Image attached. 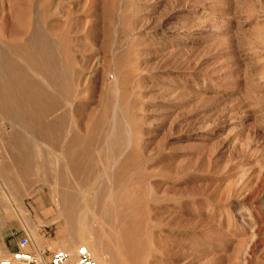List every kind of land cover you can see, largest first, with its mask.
Wrapping results in <instances>:
<instances>
[{"label":"rangeland","instance_id":"obj_1","mask_svg":"<svg viewBox=\"0 0 264 264\" xmlns=\"http://www.w3.org/2000/svg\"><path fill=\"white\" fill-rule=\"evenodd\" d=\"M5 14L22 33L0 28V93L42 97L17 121L0 107V261L23 235L75 256L82 228L107 264H264V0H0Z\"/></svg>","mask_w":264,"mask_h":264},{"label":"bare ground","instance_id":"obj_2","mask_svg":"<svg viewBox=\"0 0 264 264\" xmlns=\"http://www.w3.org/2000/svg\"><path fill=\"white\" fill-rule=\"evenodd\" d=\"M0 28L1 29H5L8 30V32L10 34H14V33H18L21 32V28L19 25V20L16 16L9 15V14H5L3 15V17H0ZM5 32V31H4ZM7 32V33H8ZM6 33V32H5ZM22 33V32H21ZM20 34V33H19ZM3 35V34H2ZM8 36V35H7ZM6 36V37H7ZM10 36V35H9ZM2 37V36H1ZM16 37V36H15ZM19 37V36H18ZM4 38V37H3ZM20 38V37H19ZM13 40V39H12ZM14 41V40H13ZM12 41V42H13ZM30 41V40H29ZM4 42V41H3ZM9 42V41H8ZM24 42V41H22ZM6 43V42H5ZM25 43V42H24ZM9 46V44H7ZM25 45V44H24ZM7 46V47H8ZM16 46H18L16 44ZM11 47V46H10ZM14 48V45H13ZM15 49V48H14ZM3 54V53H1ZM5 54V53H4ZM8 55V54H7ZM20 56V54H19ZM22 56V55H21ZM14 57V56H13ZM25 59V58H24ZM26 61V60H25ZM0 62H4L5 65H7V69L4 71V73L2 72L1 75H3L7 81L8 84L9 81L14 82V74H13V68H12V64L13 61L9 56H4L3 58H0ZM19 62V61H18ZM19 80V79H18ZM16 82V81H15ZM20 82V81H19ZM26 83V82H23ZM22 83V85L18 86V85H6V87H4L5 92L8 93H0V107H3L5 109H12L14 108L16 111V113H12L11 116H15L16 117V121L20 119L19 115L17 114V110L20 109H25V110H35L38 107V102L41 99L42 95L41 93L37 92L36 89L35 93L33 91H31L29 89L28 86H24ZM13 84V83H12ZM19 84V83H18ZM27 84V83H26ZM33 88V86L31 87V89ZM11 92V93H9ZM44 98V97H43ZM44 100V99H43ZM40 106V105H39ZM44 106V105H43ZM55 106V105H54ZM53 109V108H52ZM28 116V115H27ZM24 119V118H23ZM26 119V118H25ZM32 121H34L33 119H31ZM19 122V121H18ZM28 122V120H27ZM20 123V122H19ZM32 124L34 125V123L32 122ZM35 130V129H34ZM39 130V129H38ZM26 153H28V151H26ZM29 154V153H28ZM26 162V164L30 165V159L28 158L27 161H24V163ZM0 164V177L1 174H6L7 173V168H5L4 166H2L1 168ZM24 171L29 170L28 166H24L22 167ZM76 168V167H75ZM17 194L20 193L19 189H16L15 191ZM77 196L70 194V193H64L62 194V196L60 197V202L64 203V211L62 212V215L65 217L66 219V227L68 232L72 235L73 233H76L74 227H73V222H74V214L75 212H77L79 209V203H77ZM80 201V200H78ZM59 202V201H58ZM59 202V203H60ZM13 215V214H12ZM84 220V218H83ZM79 228V227H78ZM78 232V230H77ZM79 236H81V238H85L86 236H84V231L82 230V228H79ZM83 242L82 246H85L89 252L92 254V252L95 254L97 261L99 262V264H107L103 258V256L101 255V253L99 252V250H97L96 245L91 241V242H85L83 241V239H81ZM89 238V237H88ZM87 241V240H86ZM66 247V246H65ZM93 256V254H92ZM95 258V257H94Z\"/></svg>","mask_w":264,"mask_h":264},{"label":"built area","instance_id":"obj_3","mask_svg":"<svg viewBox=\"0 0 264 264\" xmlns=\"http://www.w3.org/2000/svg\"><path fill=\"white\" fill-rule=\"evenodd\" d=\"M2 152L0 149V162ZM0 181V189H1ZM31 239L28 235L18 237L15 242L16 249L7 258L0 261V264H99L85 246L77 249L75 256L64 249L45 252H33L28 250Z\"/></svg>","mask_w":264,"mask_h":264}]
</instances>
